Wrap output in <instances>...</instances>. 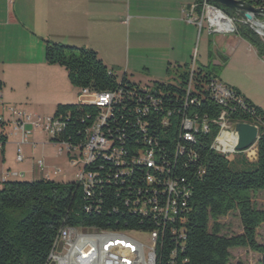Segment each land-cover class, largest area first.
I'll return each instance as SVG.
<instances>
[{"label":"trees","instance_id":"trees-1","mask_svg":"<svg viewBox=\"0 0 264 264\" xmlns=\"http://www.w3.org/2000/svg\"><path fill=\"white\" fill-rule=\"evenodd\" d=\"M204 1L197 0L198 13ZM242 1L264 7V0ZM206 3L236 19L234 33L264 58V42L240 15L212 1ZM44 58L48 65L64 68L78 92H120V96L112 101L100 127L108 148L85 165L84 170L94 176L88 190L77 181L0 182V264H47L53 242L66 226L156 232V264H232L234 248L249 249L264 264V245L257 241L264 210L253 201L256 193L264 191L261 108L233 88H229L232 99L217 103L208 87L216 79L210 64L192 74L190 65H169L172 81H152L143 87L126 76L118 81L91 49L46 41ZM1 87L0 82V92ZM102 111L83 102L56 105L51 119L61 129L49 141L66 144L68 159L74 160L71 152L84 147L88 130ZM222 112L229 123L257 126L254 160H229L213 149ZM185 120L192 122L191 130L184 128ZM204 122L207 132L202 130ZM7 126L1 125L2 153L8 142ZM148 153L151 167L143 160ZM169 201L174 202L175 213L165 214ZM233 212L238 213L242 233L227 236L219 220Z\"/></svg>","mask_w":264,"mask_h":264},{"label":"crops","instance_id":"crops-1","mask_svg":"<svg viewBox=\"0 0 264 264\" xmlns=\"http://www.w3.org/2000/svg\"><path fill=\"white\" fill-rule=\"evenodd\" d=\"M196 2L0 0V104H21V100L27 102L32 98H40L55 109L56 105L73 100V91L76 89L70 85L65 69L45 62L46 41L91 49L114 74L123 72L127 78L129 72L145 71L152 81L158 77L157 72H167L169 65L194 63L195 68L209 64L219 67L224 62L226 66L231 57L238 55L250 67L260 71L262 76L258 78L260 81L256 86L262 90L264 58H260L256 50L237 34L216 33V40L211 43L213 33L208 30L203 36L202 32L199 42L201 48L198 46L195 50L196 25L186 21L185 11ZM199 15L196 11L195 16ZM218 81L238 90L264 111V92L255 99L230 78L221 75ZM1 114L4 115V112L0 108ZM19 140L17 136V144ZM31 143L25 155L22 147L27 144L20 145L23 160L16 162L23 167L18 170L3 169L6 160L4 147L0 156V182L54 181L62 168L54 165L43 152L47 145L52 147L54 159H66L71 165L65 148L59 152L58 146L50 141V144H37L33 134ZM26 158L28 164L24 168ZM39 160L43 163L41 168L37 165ZM72 167H76L77 173L80 165Z\"/></svg>","mask_w":264,"mask_h":264},{"label":"built area","instance_id":"built-area-1","mask_svg":"<svg viewBox=\"0 0 264 264\" xmlns=\"http://www.w3.org/2000/svg\"><path fill=\"white\" fill-rule=\"evenodd\" d=\"M197 5H193L189 10L185 11V19L188 23L195 24L200 28L203 27L204 22L207 24V28L210 33H234L235 31V19L227 17L225 13L216 7L206 3V0L202 4V10L199 16H195ZM209 10L222 13L224 16V23H228L227 29L221 28L218 24L211 23L209 18ZM245 22V21H244ZM194 63L190 65V72L194 71ZM209 90L213 98L219 104H224L226 100L232 99L233 94L229 87L223 85L217 79L211 81L208 85ZM79 95L86 100L83 103H90L102 108V114L97 119L95 124L88 130V137L84 147L79 150L71 152V155L75 156V159L70 161L72 166H79V169L75 175L77 182L81 183L85 190H88L93 185V174L84 170L85 165L94 159L95 154L103 152L108 148L107 140L102 136L100 132L101 125L104 124L106 117L109 113V106L114 99L119 98L120 92L117 93H94L88 89H81ZM2 111L8 110L15 118L12 123V131L14 137L19 136L20 140L17 144L16 160L21 162L23 160L22 151L20 145L30 144L32 139L33 130L26 128L29 117L25 114L17 112L13 108H7L4 104H0ZM2 123L10 124L5 121L3 115H0V133ZM218 124L220 130L213 142V149L221 154L227 155L228 152L224 150V146L219 141V137L223 132H228L234 136L231 126L234 123H229L225 119V113L222 112ZM34 128L39 127L38 124H34ZM193 124L190 120L184 121V128L191 130ZM61 129L60 123L53 121L51 117L48 119V124L44 130L49 136V139L55 135ZM202 130L207 132L208 125L206 122L202 125ZM7 134V132H6ZM8 136V134H7ZM185 138L191 140L190 134L186 133ZM32 144V143H31ZM58 146L59 152L65 148L67 155L69 153V147L64 143H53ZM246 152V151H245ZM2 155V147L0 144V156ZM256 157V156H255ZM143 160L147 163L148 167L153 165L151 161V154L148 153ZM251 161V160H250ZM39 168L43 163L41 160L37 161ZM7 180H3L5 182ZM169 191L173 192L174 187L169 184ZM170 203V201H169ZM167 204L165 214L170 210L174 212V202ZM128 232L133 231H109V230H97L93 228H80V227H63L60 229L57 237L53 242L52 249L49 253L47 264H156L155 245L157 234L156 232H150V244L148 246L131 238L127 235Z\"/></svg>","mask_w":264,"mask_h":264},{"label":"rangeland","instance_id":"rangeland-1","mask_svg":"<svg viewBox=\"0 0 264 264\" xmlns=\"http://www.w3.org/2000/svg\"><path fill=\"white\" fill-rule=\"evenodd\" d=\"M227 16V15H226ZM228 17V16H227ZM262 17V16H261ZM236 20V19H235ZM260 20V19H259ZM264 22V18L260 20ZM237 23V20L235 21V24ZM250 26V25H249ZM197 34L195 38V50L201 48V33L203 32V36L206 32H208L207 24L204 22V25L202 28L199 26H196ZM252 30L255 32V30L252 28ZM256 33V32H255ZM257 34V33H256ZM258 35V34H257ZM216 33H213L211 35L210 41L216 40ZM258 37L264 42V37L258 35ZM214 38V39H213ZM217 48H219V43L217 42ZM214 48V45H212V49ZM213 67V65H212ZM214 74L216 75L217 79L220 80V77L224 78H230L232 81H236L240 87H243L246 92L251 94L255 99H258V96L261 97L262 93L264 92V88L258 89V78L260 79L262 74L259 70L254 69L253 67H250L248 62L244 60V58H240L238 55L234 58L231 57L230 61H228L227 65L225 66V63H221L219 67H213L212 68ZM158 77H154L155 81L159 82H169L172 81L174 77V72H171V74H167L166 70L157 72ZM115 76L117 77V80L120 81L123 77V72L115 73ZM127 79L136 85L139 86H150L152 84V78L149 76V74L145 71L140 72H129L127 73ZM264 86V83H263ZM73 100H69L70 102H64V104H77L84 100L83 97L79 95V92L77 90L73 91ZM20 99H22L20 97ZM21 104H4L7 108H13L17 112L25 114V116L29 117V122H27L26 128L28 130H34V142L37 144L46 143L50 144L48 141L49 136L46 134V131L44 130L45 126L48 124V119L52 116L54 112V108L50 106V104L47 101H44L40 98H32L29 101L21 100ZM258 101V100H255ZM3 118L5 121L10 122L6 128V132L8 134V142L5 145V155L6 160L3 164L4 170H18L22 167L19 166L20 163H17L16 161V153H17V141L16 137L12 136V123L14 122L15 118L14 116L8 111L4 110ZM34 124H38L39 127L34 128ZM26 146V147H25ZM27 148L30 150V146L24 145L22 147L23 153L25 155V152ZM226 150V147H224ZM40 151V149H38ZM43 152L48 156L50 161L56 165L57 167L62 168V172L59 176L54 177L55 182L58 181L60 183H69V182H75V173H76V167H72L66 159H54L53 158V149L50 145H47ZM229 160H236L240 158H245L250 160H254V157L256 156V145L252 147L251 149L247 150L246 152L239 153H227ZM24 168L27 166V158L25 160ZM21 181V180H20ZM253 201L256 205V207L259 210H264V191H260L256 193L253 196ZM220 224L223 225V234L227 236H237L242 233V226L240 224V219L237 212L230 213L228 216L221 218L219 220ZM128 236L131 238L143 243L144 245L148 246L150 244V235L149 233L140 232V231H133L128 232ZM257 241L258 243L264 245V226H261L257 229ZM230 262L232 264H236L238 262L242 264H259L261 260V256L250 251L247 248H234L230 250Z\"/></svg>","mask_w":264,"mask_h":264},{"label":"water","instance_id":"water-1","mask_svg":"<svg viewBox=\"0 0 264 264\" xmlns=\"http://www.w3.org/2000/svg\"><path fill=\"white\" fill-rule=\"evenodd\" d=\"M212 1L220 6L230 9L236 14L240 15L245 23H248L255 32L261 36L258 32L259 25L264 23L258 19L257 16H262L264 18V7H256L248 4L242 0H208ZM231 130L235 137V143L233 145L232 151L236 153L245 152L252 147H254L259 138V130L257 126L237 122L231 126Z\"/></svg>","mask_w":264,"mask_h":264},{"label":"bare ground","instance_id":"bare-ground-1","mask_svg":"<svg viewBox=\"0 0 264 264\" xmlns=\"http://www.w3.org/2000/svg\"><path fill=\"white\" fill-rule=\"evenodd\" d=\"M209 18L212 24L213 23L218 24L223 29H227L229 27L228 23H224L220 21L224 19V16L222 15V13L209 10ZM258 32L261 34V36L264 37V23H261L259 25ZM219 141L222 143L224 147H226V150L224 148L225 151L231 152L233 145L235 143V137L232 136L228 132H223L221 136L219 137Z\"/></svg>","mask_w":264,"mask_h":264}]
</instances>
